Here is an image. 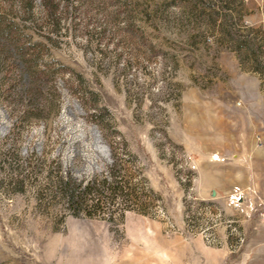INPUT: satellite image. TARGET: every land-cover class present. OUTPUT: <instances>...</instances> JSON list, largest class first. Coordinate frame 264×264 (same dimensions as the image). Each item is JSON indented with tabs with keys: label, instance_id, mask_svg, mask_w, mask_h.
Returning a JSON list of instances; mask_svg holds the SVG:
<instances>
[{
	"label": "rangeland",
	"instance_id": "rangeland-1",
	"mask_svg": "<svg viewBox=\"0 0 264 264\" xmlns=\"http://www.w3.org/2000/svg\"><path fill=\"white\" fill-rule=\"evenodd\" d=\"M48 1L0 0V264H264V0Z\"/></svg>",
	"mask_w": 264,
	"mask_h": 264
},
{
	"label": "trees",
	"instance_id": "trees-1",
	"mask_svg": "<svg viewBox=\"0 0 264 264\" xmlns=\"http://www.w3.org/2000/svg\"><path fill=\"white\" fill-rule=\"evenodd\" d=\"M44 1V5L46 7V9L48 10V12L51 15H54L55 12V8L56 6H54L52 4V2H49L48 0H43ZM106 182V181H104ZM63 188H65L66 190H70V197L69 200L71 201V204L73 207H80V205H82L84 203V199L82 194H84L85 192L87 193V191H89V189L91 188L90 184H86V185H82V182L79 181V183H77L75 181V179L73 177H68L66 180H64V182L62 183ZM79 187L82 188L81 190H79ZM113 192L117 193V192H121L122 191V187L120 186H115V185H111L110 188ZM97 203L96 205H99V197L97 199ZM90 214V213H89Z\"/></svg>",
	"mask_w": 264,
	"mask_h": 264
},
{
	"label": "water",
	"instance_id": "water-1",
	"mask_svg": "<svg viewBox=\"0 0 264 264\" xmlns=\"http://www.w3.org/2000/svg\"><path fill=\"white\" fill-rule=\"evenodd\" d=\"M91 134L93 137H95L97 143H99L100 145H102V139L100 137V134H99V131L98 129L96 128V126L92 127L91 128ZM101 147V146H100ZM102 148V147H101ZM103 150V149H102ZM106 150H107V153H108V147L106 146Z\"/></svg>",
	"mask_w": 264,
	"mask_h": 264
},
{
	"label": "bare ground",
	"instance_id": "bare-ground-1",
	"mask_svg": "<svg viewBox=\"0 0 264 264\" xmlns=\"http://www.w3.org/2000/svg\"><path fill=\"white\" fill-rule=\"evenodd\" d=\"M101 147H102V149H104V152H106L107 150H106V145H100Z\"/></svg>",
	"mask_w": 264,
	"mask_h": 264
}]
</instances>
